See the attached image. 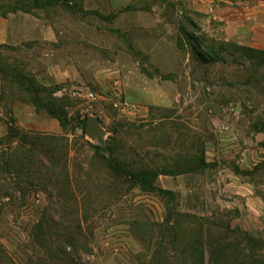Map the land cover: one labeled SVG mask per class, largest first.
Returning a JSON list of instances; mask_svg holds the SVG:
<instances>
[{
    "label": "rangeland",
    "instance_id": "obj_1",
    "mask_svg": "<svg viewBox=\"0 0 264 264\" xmlns=\"http://www.w3.org/2000/svg\"><path fill=\"white\" fill-rule=\"evenodd\" d=\"M72 2L0 15V42L8 35L16 48L4 52L52 89L48 98L68 118L62 126L53 117L58 133L45 127L52 116L19 127L56 141L25 145L29 176L0 174V264H216L221 253L242 251L264 259V62L231 52H264V29L254 38L239 26L231 39L222 21L182 0L130 3L162 8L176 26L171 47L156 43L158 31L114 32L109 0ZM157 82L170 85L172 104L157 103L148 89ZM141 85L147 94L136 93ZM31 94L1 81L0 113ZM89 116L99 118L102 140L87 132ZM108 148L132 169L146 166L157 188L114 174ZM20 150L17 139L0 143L1 159ZM200 156L207 167L164 174L178 170V158L196 168ZM247 237L261 246L245 248Z\"/></svg>",
    "mask_w": 264,
    "mask_h": 264
},
{
    "label": "trees",
    "instance_id": "obj_2",
    "mask_svg": "<svg viewBox=\"0 0 264 264\" xmlns=\"http://www.w3.org/2000/svg\"><path fill=\"white\" fill-rule=\"evenodd\" d=\"M10 3H2L3 0H0V15L6 16L7 13L15 12L18 10H22L25 12H29L34 8H44L51 6L56 3H62L69 8L77 7V5L74 6L73 0H9ZM77 4V3H75ZM6 9V10H5ZM77 9V8H76ZM83 9V8H78ZM4 50H16L15 47L9 44L0 43V82H8L11 83L13 86H22L25 91H28L31 94V97L28 99V102L32 103L38 111L40 109H44L48 115L57 118L62 126H65L68 124V118L66 116V112L54 101H52L48 96L50 93H52V89L47 88L46 86H41L37 83V78L32 74L31 72L27 71L24 68V64L20 63V61L17 58H14L12 56H9L4 52ZM231 52L233 55L239 54L249 57L253 60H260L264 62V52L255 51L251 48H246L244 46H233L231 49ZM47 92V98L45 101L43 98H41V93ZM5 120L8 125V131L5 137L0 138V143L4 142L7 144H11L12 141L18 140L19 145H21L22 154L21 156H18L16 154V151H10L8 154L7 152L1 159L0 157V174L4 172H11V169L14 168L15 174H21V175H27L29 176L32 169L30 168V157H33L32 152L26 148L25 145H39L40 148L49 149L51 146H54V135H48V134H36V133H25L20 130L19 126L15 122V118L13 116L12 108H9L7 110V114L5 115ZM87 119V117H86ZM108 151L110 153L109 157V166L114 174L120 175V176H128L129 178H132L134 181L140 184H147L152 190L156 189L157 187L153 184V180L150 179L151 173L149 169L146 168H140L138 170L132 169L130 166H126L124 163H122L120 157L115 154L114 149L108 148ZM176 159V158H175ZM190 158L182 159L178 158L175 160L176 164L174 165L175 168H178V170L170 169L169 172H164V174H182L186 172L193 171L194 169H201L204 167H207V162L205 159V156L198 157V165L196 168H191V163L189 162ZM186 160V161H185ZM184 167L182 168V166ZM195 171V170H194ZM159 173V172H158ZM156 175V174H155ZM154 175V176H155ZM144 184V185H145ZM164 193H171L170 190H162ZM184 216L186 220H189L191 222H195V224L199 228L205 227V222L202 218L197 219L198 217L190 215V214H181L178 215V218ZM207 224V223H206ZM228 237H222L219 239L220 245L226 241ZM233 240V239H232ZM231 240V241H232ZM245 241L248 245L245 246V248L250 247H257L261 246V241L252 240V238H245ZM234 243V242H232ZM235 245L239 246L240 242L236 239ZM231 246L230 244H228ZM264 248V246H261ZM255 253V252H254ZM253 253V254H254ZM222 256H220L215 262L216 264H264V259H261L260 255L259 257H255L252 259L250 255H248L245 251H242L237 253V255H230L226 253H221ZM239 255H244V258L241 260L239 259ZM242 261V262H241Z\"/></svg>",
    "mask_w": 264,
    "mask_h": 264
},
{
    "label": "crops",
    "instance_id": "obj_3",
    "mask_svg": "<svg viewBox=\"0 0 264 264\" xmlns=\"http://www.w3.org/2000/svg\"><path fill=\"white\" fill-rule=\"evenodd\" d=\"M133 1L134 0H109L107 7L109 6L108 9H111L114 13L112 22L114 25L113 31L117 33H131L132 31L136 32L143 30L150 34L154 31H158L159 34L156 37V43L161 41L163 44L166 43L171 47H175L174 36L173 34L169 35V33L174 32L176 26L174 27L173 24L164 22L162 8L160 9V6L157 5H152L151 8L147 10L136 9L134 7L129 8L128 5L133 3ZM182 1L185 4L188 3V5L195 10H199L206 18H216L217 21H222L224 29L230 31L229 36L231 39L237 38V36L234 35V30H237L239 26L248 27L249 30L253 31V37L256 31H259L261 28L264 29V0ZM7 37V40H1L0 43L9 42V36L7 35ZM152 38L153 37L150 35L149 40L151 41ZM131 42L134 47L138 43L135 37L132 38ZM105 59L110 61L112 57H105ZM165 84L164 82H157V87L151 86V88H147L156 94L158 104L170 105L173 103L172 92L170 91V85ZM143 87L144 85H141L140 90H136V93H140L141 95L147 94L148 92L143 90ZM125 93L127 94V92ZM125 96L127 97V95ZM11 108L15 122L20 128H30L33 126V123L43 124L44 120L47 121L49 120L48 118L51 117L38 111L33 104L20 100L14 101ZM5 118V115L0 113V138L5 136L8 131ZM45 127L50 133L59 132V126L55 123L53 117H51L50 125L47 126L45 124Z\"/></svg>",
    "mask_w": 264,
    "mask_h": 264
},
{
    "label": "water",
    "instance_id": "obj_4",
    "mask_svg": "<svg viewBox=\"0 0 264 264\" xmlns=\"http://www.w3.org/2000/svg\"><path fill=\"white\" fill-rule=\"evenodd\" d=\"M86 130L92 136H97L100 140L103 139L104 129L100 124L97 116H89L86 123Z\"/></svg>",
    "mask_w": 264,
    "mask_h": 264
},
{
    "label": "built area",
    "instance_id": "obj_5",
    "mask_svg": "<svg viewBox=\"0 0 264 264\" xmlns=\"http://www.w3.org/2000/svg\"><path fill=\"white\" fill-rule=\"evenodd\" d=\"M89 95H93V93H92V92H90V93H89Z\"/></svg>",
    "mask_w": 264,
    "mask_h": 264
}]
</instances>
